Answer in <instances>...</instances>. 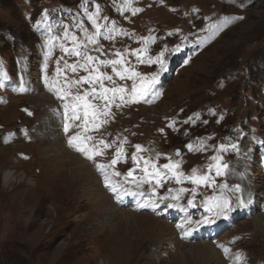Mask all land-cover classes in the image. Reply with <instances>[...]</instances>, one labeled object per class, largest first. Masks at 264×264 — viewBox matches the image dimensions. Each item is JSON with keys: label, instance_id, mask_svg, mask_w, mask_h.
I'll use <instances>...</instances> for the list:
<instances>
[{"label": "rangeland", "instance_id": "rangeland-1", "mask_svg": "<svg viewBox=\"0 0 264 264\" xmlns=\"http://www.w3.org/2000/svg\"><path fill=\"white\" fill-rule=\"evenodd\" d=\"M86 8L97 12L101 26L95 44L78 27L95 32ZM134 8L142 10L133 15ZM214 26L222 27L213 35ZM112 27V38L105 39ZM73 35L80 50L86 45L87 54L98 58L89 69L111 76L105 87H124L128 101L118 94L107 122L89 124L87 134L101 151L96 162L110 165L120 147L117 164L107 167L108 178L143 191V198L128 195L117 202L104 174L67 144V101L48 89L66 76L89 74L83 68L65 70V61L79 59L61 50V44L74 46ZM157 56L163 67L160 61L149 63ZM113 59H122L117 68L128 70L125 79L111 65L98 63ZM131 72L145 80L155 76L156 95L134 101ZM0 80V264H264V223L254 224L258 216L264 221V0H130L126 7L123 0H0ZM21 82L28 91H19ZM49 123L55 131H48ZM101 139L111 147L104 149ZM145 160L150 172L155 165L162 175L156 195L155 180L137 187V180L127 177L129 168L142 176ZM221 163L228 167L217 175ZM165 164L178 167L167 170ZM173 171L184 177L179 184ZM204 176L208 180L199 184L189 179ZM235 185L242 194L232 191ZM181 188L188 191L173 201ZM220 194L231 198L233 211L217 218L204 202ZM238 195L247 207L236 206ZM160 196L168 199L155 211L137 207ZM172 203L178 207H166ZM202 219L211 223L198 224ZM186 231L191 235L185 237ZM204 242L214 256L193 248Z\"/></svg>", "mask_w": 264, "mask_h": 264}, {"label": "snow or ice", "instance_id": "snow-or-ice-1", "mask_svg": "<svg viewBox=\"0 0 264 264\" xmlns=\"http://www.w3.org/2000/svg\"><path fill=\"white\" fill-rule=\"evenodd\" d=\"M125 7L128 5L130 0H123ZM97 10L99 9V5H96ZM124 9H121L123 11ZM142 9L140 8H134L133 15L140 12ZM85 13L87 14V19L91 22L92 27L95 29V32L93 34H88L87 29H84L83 24H79L78 27L81 28L84 33L85 37L84 39L87 40L90 43L95 44L96 40L95 37L99 36L101 34V26L97 23V12H89L88 9H85ZM242 19V17H238ZM107 19V17H105ZM231 21L229 19L225 20V24L230 23ZM39 23V22H38ZM219 27L222 26H214L213 35L216 31L219 30ZM116 31L115 27L109 28L107 34H105V39H111L112 33ZM122 31V30H121ZM48 32L51 33L52 29L51 27L48 28ZM64 36H68V29L65 28ZM49 39H51L53 42H55L56 37L49 36ZM77 37L75 35L72 36L73 44L74 46L71 48L65 47L63 44H61V50L64 53L68 54H74L79 59L75 63H68L65 61V70L70 69L72 73H76L77 68H83L86 71L89 72L87 76H80L78 79L76 78H69L65 77L64 81L61 83L59 80L54 82L52 86L49 87L50 92H56L58 98L62 100H66L67 103L64 106V112H63V130L67 135V144L70 148L74 149L78 154H81L84 159L91 162L95 168L99 171H101L104 174L105 178V187L108 188L117 198V202L123 203V197L124 196H140L141 198L145 197V193L143 191L140 192H132L129 191L127 188H125L123 185L116 183L113 184L111 180L108 178L107 175V167L117 164L119 157L122 153V149L120 147H117L116 149V156L110 161V165H104L99 164L96 162V157L101 155V151L99 150V146L95 142L93 136L88 135L87 133L90 131L89 124H91L93 127H100L103 124L107 122V118L110 116V107L111 103L116 99L117 95L119 94L120 100L124 103H127L128 101H125V88L124 87H116L113 86L112 88L105 87L103 81L104 79L111 80L112 77L109 76L106 72H100L99 68H93L89 69L88 65L93 63L98 58H94L87 54L86 51V45H84V50L81 49V44L76 43ZM99 51V48L96 49ZM117 57H120L121 54L117 52L115 54ZM48 54H45V59H47ZM138 59H141V62H143L142 57H138ZM83 60V63L80 61ZM156 61H160L161 67H163V61L161 60L160 56H157L155 60H149V63H154ZM122 59H113V60H99L98 63L104 66L111 65L112 71L120 77L121 80L125 79V72H128L127 69H125V72H121L118 70L117 65L122 64ZM57 75H60L61 69L58 66L56 69ZM93 73H99L98 75H93ZM140 78V84L137 85L135 83V78ZM7 77L5 76L4 79ZM128 78L133 79V84L131 87V96L134 101L144 99L151 95L155 96L156 93L152 91L153 85L155 84L156 77L153 76L151 80H145L142 76H140L139 73L131 72L128 76ZM47 83V80H46ZM59 84V87L57 88L56 85ZM83 84H88L89 88L86 90L81 91L79 89V86ZM97 85H99V88H97ZM0 87H4L3 80H0ZM73 88H76L77 90L75 93L72 91ZM20 92L28 91V89L24 86L23 82H21L19 87ZM111 94V95H109ZM96 101H100L103 104V107L100 106V104L96 103ZM116 107H121V104H116ZM31 115V113H29ZM76 121H82V124L75 123ZM71 129H80V131H73L70 132ZM99 145H102L104 149H108L111 147V144L104 139H101L99 141ZM137 150V152L142 150L141 145H135L134 146ZM189 149H192V145H188ZM235 147V146H233ZM219 159V158H216ZM132 161L134 163L138 162V157L136 153L132 154ZM150 162L148 160L144 161L145 167L142 169L143 175L140 177H135L134 172L137 171L135 168H129L127 172V177H131L134 180H137V187H139L142 184H150L152 185V181L155 180V184L151 187L152 195H156V188L162 187V175L160 170L155 166L151 165L153 168V171H149ZM164 169L172 170L174 168H177V165L172 164H165ZM227 164H217L216 166V172L217 175H221L222 169L227 168ZM115 176L119 177L121 173L116 172L114 173ZM172 176L174 179H176V182L179 184L181 180L184 178L182 174L173 171ZM126 177V179H127ZM192 183L199 184L201 179H203L205 182L208 180L207 176L204 177H190ZM171 192V190H169ZM188 191L187 189H179L177 191V194L174 196H171V199L173 201L179 199V192ZM234 193H241L242 189L240 185H235L232 189ZM168 197L160 196L158 200H153L151 197L144 199L143 203H138L137 207L139 209H152L155 211L157 208H159L160 203H163ZM237 204L236 206L238 208H245L248 206V202L243 198L242 195L236 196ZM189 205L193 203L192 200L188 201ZM205 210L207 213H215L217 218L219 216L223 215L225 217L228 216L233 211L232 207V201L231 198L220 194L215 197H210L205 200ZM166 207L172 208V207H178L177 204H167ZM197 223H211V221L207 219H202L200 221H197ZM178 228L182 227V225H177ZM191 235L190 231H186L184 233V236L187 237ZM218 247H222L223 251L225 253L229 252V249L226 247H223V245H218ZM236 259H240L239 254H237Z\"/></svg>", "mask_w": 264, "mask_h": 264}, {"label": "bare ground", "instance_id": "bare-ground-1", "mask_svg": "<svg viewBox=\"0 0 264 264\" xmlns=\"http://www.w3.org/2000/svg\"><path fill=\"white\" fill-rule=\"evenodd\" d=\"M47 127H48V131H50V132H53V131H55V128H54V126L52 125V124H47L46 125ZM53 137H55V134H53L52 135ZM80 163V162H79ZM69 164H71V163H69ZM68 164V165H69ZM67 165V166H68ZM75 169L76 168H70V170H69V172H70V174H72V172H75ZM9 176V174L7 173L6 175H5V179L7 178ZM73 177V176H72ZM126 198H127V200H128V196H126ZM109 199V198H108ZM101 203V202H100ZM101 205V204H100ZM118 209V207L117 206H115L114 204H113V207H112V209H111V211L112 212H114V211H116ZM97 211V210H96ZM123 211V210H122ZM111 212V213H112ZM130 213V212H129ZM123 214H124V211H123ZM132 214H134V213H132ZM140 216H142V215H140ZM127 217H128V214H127ZM139 217V216H138ZM257 217V216H256ZM135 218V217H134ZM122 219V218H121ZM124 219V218H123ZM128 219V218H127ZM126 220V219H125ZM139 221L141 220V218L140 219H138ZM144 220V219H143ZM255 223L254 224H256V226L258 227V226H260V224H262V223H264V221L261 219V218H259V216H258V218H256L255 219V221H254ZM131 223V222H130ZM143 224V223H142ZM263 227H264V225H263ZM262 227V228H263ZM258 229V228H257ZM214 231V230H213ZM261 231V230H260ZM195 250H197L198 252H200V253H202V255L203 254H210L211 256H214V254H215V250H214V248L213 247H211V246H209V244H207L206 242H204V243H202V244H197V245H194V247H193ZM205 259V258H204ZM207 260V259H206Z\"/></svg>", "mask_w": 264, "mask_h": 264}, {"label": "water", "instance_id": "water-1", "mask_svg": "<svg viewBox=\"0 0 264 264\" xmlns=\"http://www.w3.org/2000/svg\"><path fill=\"white\" fill-rule=\"evenodd\" d=\"M178 154H179V152H178Z\"/></svg>", "mask_w": 264, "mask_h": 264}]
</instances>
